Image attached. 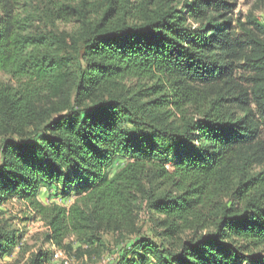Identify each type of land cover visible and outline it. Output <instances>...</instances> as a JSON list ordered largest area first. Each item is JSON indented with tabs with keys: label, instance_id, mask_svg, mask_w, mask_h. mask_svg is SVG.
Listing matches in <instances>:
<instances>
[{
	"label": "trees",
	"instance_id": "obj_1",
	"mask_svg": "<svg viewBox=\"0 0 264 264\" xmlns=\"http://www.w3.org/2000/svg\"><path fill=\"white\" fill-rule=\"evenodd\" d=\"M1 72L0 205L26 200L47 243L264 264V23L227 0H0ZM17 240L0 219V252Z\"/></svg>",
	"mask_w": 264,
	"mask_h": 264
},
{
	"label": "rangeland",
	"instance_id": "obj_2",
	"mask_svg": "<svg viewBox=\"0 0 264 264\" xmlns=\"http://www.w3.org/2000/svg\"><path fill=\"white\" fill-rule=\"evenodd\" d=\"M227 1L234 6L236 17H241L244 20L252 18L264 23V0ZM59 27L61 30L70 31L75 26L74 23L59 22ZM9 80L10 76L8 74L0 73V82ZM190 110L192 113V108ZM122 164L123 161L117 160L113 169L117 170ZM38 198L46 205L56 203L63 206H70L75 200L73 195L64 196L60 190L47 186L40 187ZM0 219L8 222V229L14 231L18 238V243L12 245L6 251L0 252V264H29L32 254L40 251L50 253L45 264H59L53 260L52 254L53 246L56 244L47 243L45 240V233L50 231L49 225L42 218L35 215L26 200L16 196L6 204L0 205ZM104 238L108 243V249L102 252L101 255H79L75 252L70 255L77 264H119L122 255L121 249L125 248L127 242L124 244L114 234L105 235ZM70 241H72V238L68 239V242ZM78 246L79 243H76L75 247ZM149 264H154V261L152 260Z\"/></svg>",
	"mask_w": 264,
	"mask_h": 264
},
{
	"label": "built area",
	"instance_id": "obj_3",
	"mask_svg": "<svg viewBox=\"0 0 264 264\" xmlns=\"http://www.w3.org/2000/svg\"><path fill=\"white\" fill-rule=\"evenodd\" d=\"M50 228V226H48ZM53 260L59 264H77L73 257L64 249L53 246Z\"/></svg>",
	"mask_w": 264,
	"mask_h": 264
}]
</instances>
